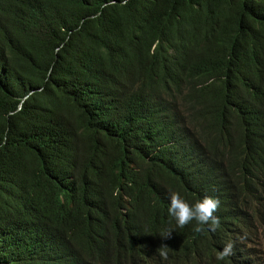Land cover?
<instances>
[{
    "label": "trees",
    "instance_id": "obj_1",
    "mask_svg": "<svg viewBox=\"0 0 264 264\" xmlns=\"http://www.w3.org/2000/svg\"><path fill=\"white\" fill-rule=\"evenodd\" d=\"M261 239L264 0H0V264H264Z\"/></svg>",
    "mask_w": 264,
    "mask_h": 264
},
{
    "label": "clouds",
    "instance_id": "obj_2",
    "mask_svg": "<svg viewBox=\"0 0 264 264\" xmlns=\"http://www.w3.org/2000/svg\"><path fill=\"white\" fill-rule=\"evenodd\" d=\"M169 201L168 213L175 219L178 227L183 228L192 221H196L194 230L197 232L203 231V226L205 225H207L211 231H215L220 226L219 217L214 216V213L220 207L218 198L204 196L195 204H189L181 197L179 192H170ZM170 234L171 233L165 238L169 237ZM167 248L166 245H162L157 251L161 256L167 258V252L165 251ZM233 248L234 244L232 242L227 243L223 247V250L219 251L217 259L223 260L233 255Z\"/></svg>",
    "mask_w": 264,
    "mask_h": 264
},
{
    "label": "rangeland",
    "instance_id": "obj_3",
    "mask_svg": "<svg viewBox=\"0 0 264 264\" xmlns=\"http://www.w3.org/2000/svg\"><path fill=\"white\" fill-rule=\"evenodd\" d=\"M257 243L260 245V248H259L260 258L264 261V239L259 240V242H257Z\"/></svg>",
    "mask_w": 264,
    "mask_h": 264
}]
</instances>
